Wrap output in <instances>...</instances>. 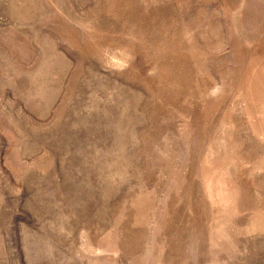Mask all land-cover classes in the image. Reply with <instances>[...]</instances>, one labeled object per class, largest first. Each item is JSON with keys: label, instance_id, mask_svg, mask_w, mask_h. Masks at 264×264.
I'll use <instances>...</instances> for the list:
<instances>
[{"label": "rangeland", "instance_id": "1", "mask_svg": "<svg viewBox=\"0 0 264 264\" xmlns=\"http://www.w3.org/2000/svg\"><path fill=\"white\" fill-rule=\"evenodd\" d=\"M0 264H264V0H0Z\"/></svg>", "mask_w": 264, "mask_h": 264}]
</instances>
